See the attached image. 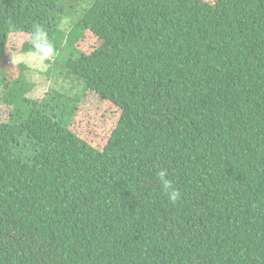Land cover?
I'll return each instance as SVG.
<instances>
[{"label": "trees", "instance_id": "16d2710c", "mask_svg": "<svg viewBox=\"0 0 264 264\" xmlns=\"http://www.w3.org/2000/svg\"><path fill=\"white\" fill-rule=\"evenodd\" d=\"M63 1L0 0V66L39 27L45 62L119 119L98 149L72 131L84 94L32 100L27 67L0 69V247L22 231L63 264H264V0H92L66 31ZM17 248L7 264H36Z\"/></svg>", "mask_w": 264, "mask_h": 264}, {"label": "rangeland", "instance_id": "374dc122", "mask_svg": "<svg viewBox=\"0 0 264 264\" xmlns=\"http://www.w3.org/2000/svg\"><path fill=\"white\" fill-rule=\"evenodd\" d=\"M214 3L216 0H204ZM92 0H66L62 3V11L64 8L61 28L67 30L72 27L90 7ZM98 38L91 33L81 41L76 47L83 54V58L92 53L98 46ZM81 57V58H82ZM82 58V59H83ZM69 63V70L78 74H85L83 61ZM22 66L28 68L26 70L27 80L34 84L33 91L27 96L32 100H42L46 94L56 89L62 93L70 92L72 94H84L80 111L73 122L72 131L79 137L84 139L92 146L102 149L110 137V133L115 127L119 119V111L112 104L103 101L97 94L91 91L84 92V84L74 75L61 74L53 66L42 60L32 44L31 37L14 35L7 44V55L0 66L1 71L5 72L8 77L7 82L16 80L22 72ZM69 71V72H70ZM3 88L0 86V95ZM8 110H2V119L5 121L8 117ZM5 222V220H3ZM11 222L6 221L1 228L5 234ZM12 224V223H11ZM11 226V225H10ZM10 229V228H9ZM12 231L11 234H16ZM18 240V241H17ZM3 240L0 236V242ZM11 242L8 243V242ZM0 247V264H7L8 258L12 254L11 251L20 249L29 254L30 259L36 264H63L59 261V257L51 253L35 238L28 236L26 232H18L17 235ZM17 245V246H16Z\"/></svg>", "mask_w": 264, "mask_h": 264}, {"label": "clouds", "instance_id": "9594fccd", "mask_svg": "<svg viewBox=\"0 0 264 264\" xmlns=\"http://www.w3.org/2000/svg\"><path fill=\"white\" fill-rule=\"evenodd\" d=\"M32 44L36 54H38L42 60L50 59L56 54L53 44L47 38V34L41 31L39 27L36 28L33 34ZM158 176L164 189L170 192L171 199L176 200L179 193L173 187L172 182L166 178L167 173L161 171Z\"/></svg>", "mask_w": 264, "mask_h": 264}]
</instances>
